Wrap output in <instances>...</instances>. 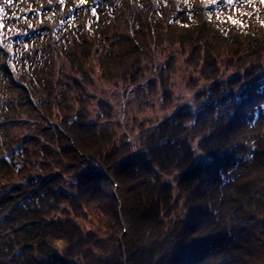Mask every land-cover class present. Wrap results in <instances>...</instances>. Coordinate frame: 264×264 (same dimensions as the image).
<instances>
[{"label":"trees","instance_id":"obj_1","mask_svg":"<svg viewBox=\"0 0 264 264\" xmlns=\"http://www.w3.org/2000/svg\"><path fill=\"white\" fill-rule=\"evenodd\" d=\"M103 1L110 11L99 19L101 30L123 20L131 34H144L147 27L149 33L196 35L191 60L204 79L216 77L219 48L237 47L243 38L251 39L252 47L264 37V15L246 18L212 5L195 8L201 0ZM50 14L52 23L61 21L53 33L42 23L37 32L30 28L34 32L28 41L8 48L16 62L24 51L32 55L26 70L12 62L7 73H15L31 95L46 91L41 76L51 68L52 53L88 43L84 30L66 26L59 8ZM91 31L90 36L98 34L94 27ZM233 81L238 92L220 95L215 88L208 104L193 116L176 113L141 153L115 157L107 133L72 125L74 144L92 160L99 156L103 173H82L72 194L56 190L59 173L32 175L24 184L32 189L13 205L24 223L8 236L14 239L7 249L12 264H264V220L254 215L264 212V72L247 70ZM195 140L208 158L206 164L194 162ZM34 154L22 144L5 150L0 173L25 172L36 163ZM172 175L185 209L184 217L176 220L172 186L165 180ZM62 206L71 218H43ZM91 210L99 211L98 228L84 231L75 219L87 218ZM8 237L0 236V242Z\"/></svg>","mask_w":264,"mask_h":264},{"label":"rangeland","instance_id":"obj_2","mask_svg":"<svg viewBox=\"0 0 264 264\" xmlns=\"http://www.w3.org/2000/svg\"><path fill=\"white\" fill-rule=\"evenodd\" d=\"M208 5L232 9L246 18L264 15V0H201L195 8ZM26 6L29 12H25ZM106 6L103 0H0V121L3 125L0 126V158L5 150L22 144L34 151L36 161L21 174L0 173V236L8 237L24 223L22 213L14 210L13 205L22 200V193L32 189L31 185L24 188L32 175L60 174L56 190L72 194L76 179L82 173L88 170L103 173L98 165L100 157L92 160V155H83L74 144L72 125L107 133L111 138L108 149L115 150V157L141 153L146 141L176 113L193 116L209 103L215 88L220 95L230 90L238 92L239 84L233 86L236 77H243L247 70L264 72L262 36L252 47L249 46L251 39L243 38L237 47L219 48L216 77L204 79L191 60L196 35L168 36L163 30L149 33L147 27L144 34H131L123 20L104 31L100 29L99 19L110 11ZM54 7L64 15L67 27L85 31L88 43L85 48L70 49L64 54L54 50L49 58L51 68L47 73L42 71L41 76L46 91L31 95L28 86L20 83L15 73L9 77L7 73L11 72L12 62L26 70L24 66L32 62V55L24 51L16 62L14 54L8 51L9 44L16 48L20 40L28 41L34 32L30 28L37 32L42 23L48 25V34L53 33L61 23L56 18L57 22L51 21L50 12ZM25 16L30 17L28 23H24ZM93 27L98 34L90 36ZM48 38L41 44L47 43ZM199 50L202 53L203 48ZM197 143L195 140L191 144L194 162L206 164L208 158L197 149ZM107 180L110 184L113 182L110 177ZM165 180L172 186V219H181L185 209L177 180L173 175ZM254 215L264 220V212H254ZM42 216L46 220L72 217L65 213L64 206ZM99 217L98 210H91L87 218L75 221L84 231H94ZM8 239L0 242V264H12L11 252L7 249L13 247L14 239ZM57 244L64 246L62 242Z\"/></svg>","mask_w":264,"mask_h":264},{"label":"snow or ice","instance_id":"obj_3","mask_svg":"<svg viewBox=\"0 0 264 264\" xmlns=\"http://www.w3.org/2000/svg\"><path fill=\"white\" fill-rule=\"evenodd\" d=\"M229 2H230V0H229ZM92 11H93V14H95V8H93Z\"/></svg>","mask_w":264,"mask_h":264}]
</instances>
